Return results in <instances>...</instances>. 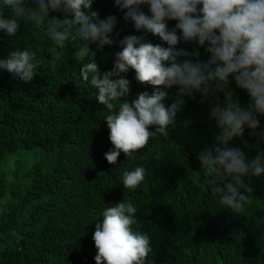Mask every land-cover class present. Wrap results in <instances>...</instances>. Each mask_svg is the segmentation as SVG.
<instances>
[{
	"label": "trees",
	"instance_id": "obj_1",
	"mask_svg": "<svg viewBox=\"0 0 264 264\" xmlns=\"http://www.w3.org/2000/svg\"><path fill=\"white\" fill-rule=\"evenodd\" d=\"M92 9L101 19L117 18L116 43L103 50L90 44L101 73L112 69L125 36L144 35L168 46L158 36L137 32L114 0H94ZM141 10L150 14L147 5ZM50 15L65 17L63 12ZM175 24L168 21L169 29ZM75 44L69 42L53 64L51 53L60 49L42 28L21 22L14 35L0 30V58L27 48L40 61L31 82L0 69V264H96L95 222L122 199L138 209L133 231L151 239L150 264H264V174L243 177L253 189L252 203L235 213L219 203V195L213 196L212 178L204 176L198 159L219 133L209 113L217 103L223 106L225 92L184 96L167 138L150 140L130 159L121 152L117 163L110 164L104 156L113 147L106 110L94 95L98 89L80 76ZM176 47L193 53L198 48L201 61L210 55L207 42L201 47L182 40ZM186 59L196 57H180ZM126 78L131 81L129 100L153 91L136 81L133 70ZM230 88L242 105L252 104L232 77ZM165 90L169 96L164 103L170 106L178 86ZM256 115L254 132L245 126L243 138L231 142L249 160L264 154V115ZM136 167L146 169L145 180L135 191L124 189L123 173ZM187 173L200 177L201 185L188 180Z\"/></svg>",
	"mask_w": 264,
	"mask_h": 264
},
{
	"label": "clouds",
	"instance_id": "obj_2",
	"mask_svg": "<svg viewBox=\"0 0 264 264\" xmlns=\"http://www.w3.org/2000/svg\"><path fill=\"white\" fill-rule=\"evenodd\" d=\"M93 2L31 0L29 4L28 0H0V30L14 35L21 22L42 28L60 49L51 53L53 64L64 56L69 42L81 41L75 44L73 56L82 65L83 81L98 89L94 95L106 110L104 120L113 147L104 156L110 164L117 163L121 152L130 159L150 140L167 138L169 127H175V118L185 104L184 96L200 91L206 98L210 92L224 91L223 106L217 103L209 113L219 133L198 159L204 176L212 178L213 196L219 195L221 205L240 213L252 203L253 189L243 177L264 174V154L249 160L240 147L231 146L236 138H243L245 126L253 132L259 126L257 113L264 115V0H114L137 32L158 36L168 46L153 44L144 35L125 36L119 41L121 50L115 53L112 69L103 73L90 44L103 50L116 43L112 34L117 18L109 15L101 19L92 9ZM141 5H147L150 14L142 11ZM50 12H63L65 17L60 19ZM168 21H176L171 30ZM182 40L201 47L207 42L209 58L201 61L198 48L194 53L178 49ZM192 55L195 61L180 60ZM36 56L35 50L27 48L11 50L6 58H0V69L31 82L40 66ZM130 70L139 84L150 85L153 91H141L135 99H127L131 81L126 74ZM230 77L237 87L247 90L252 104H241L230 88ZM173 86H178L176 99L166 106L169 93L165 89ZM145 173L144 167L125 171L124 189L135 191L145 180ZM187 179L201 185L198 176L187 173ZM137 211L130 200L123 199L103 211L93 233L96 264H150L153 249L149 235L133 231Z\"/></svg>",
	"mask_w": 264,
	"mask_h": 264
}]
</instances>
